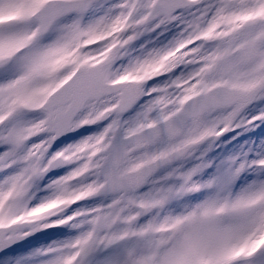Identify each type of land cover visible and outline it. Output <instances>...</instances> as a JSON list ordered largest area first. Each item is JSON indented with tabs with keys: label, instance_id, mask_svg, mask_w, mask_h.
I'll list each match as a JSON object with an SVG mask.
<instances>
[{
	"label": "snow or ice",
	"instance_id": "obj_1",
	"mask_svg": "<svg viewBox=\"0 0 264 264\" xmlns=\"http://www.w3.org/2000/svg\"><path fill=\"white\" fill-rule=\"evenodd\" d=\"M0 264H264V0H0Z\"/></svg>",
	"mask_w": 264,
	"mask_h": 264
}]
</instances>
